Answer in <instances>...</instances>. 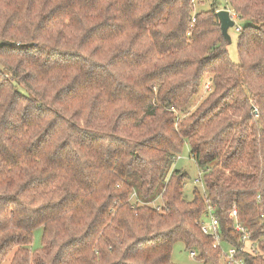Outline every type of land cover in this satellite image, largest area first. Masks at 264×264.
Masks as SVG:
<instances>
[{"label":"trees","instance_id":"obj_1","mask_svg":"<svg viewBox=\"0 0 264 264\" xmlns=\"http://www.w3.org/2000/svg\"><path fill=\"white\" fill-rule=\"evenodd\" d=\"M197 1L0 0V264H219L234 211L264 264V0H226L239 63Z\"/></svg>","mask_w":264,"mask_h":264},{"label":"rangeland","instance_id":"obj_2","mask_svg":"<svg viewBox=\"0 0 264 264\" xmlns=\"http://www.w3.org/2000/svg\"><path fill=\"white\" fill-rule=\"evenodd\" d=\"M198 1L196 2V5L194 7L196 13L199 11H207L209 9L211 0H200L202 2V5L200 6L198 5L200 1L199 2ZM217 3L220 6V11L230 10L229 7L227 6L226 0H217ZM236 26H240L241 28H243L244 24L238 20L236 22ZM239 34L240 33L236 32L235 28L229 29V35L231 37L232 43L228 44V52H229V59L233 63H239V53H238ZM207 86L211 87L208 81L205 83V90L203 89L201 95L198 98H195L196 105L199 102L201 103L202 100L206 97L207 94H205V91H208L206 88ZM196 105L194 108H196ZM190 151H191L190 146L186 144L183 153L179 156L175 164L179 170H182L183 172L188 174L189 180L185 187V195L188 200H191L193 198V191L195 187L198 188V190L203 194L202 184L195 183V180L199 178L200 170L194 159L191 157ZM205 221H207V219ZM42 238H43V232L42 229L39 228L34 232L33 244L31 248L32 251L36 252L42 249ZM190 253L191 251H188L183 243L181 242L176 243L173 249L172 262L174 264H198L196 260L191 258Z\"/></svg>","mask_w":264,"mask_h":264},{"label":"built area","instance_id":"obj_3","mask_svg":"<svg viewBox=\"0 0 264 264\" xmlns=\"http://www.w3.org/2000/svg\"><path fill=\"white\" fill-rule=\"evenodd\" d=\"M230 12L231 19L235 23L236 32L240 33L242 28L240 26H236V22L239 20L238 16L234 14L232 11ZM195 22V19H193ZM208 91H210V87H206ZM198 184H201V179L197 180ZM230 217L235 220L234 231L240 237V246H234L231 244H227L222 239V230L221 225L215 215L213 213H209L206 217L207 221H203L201 223V231L204 235L211 237L214 240V247L221 250V262L219 264H247L245 258L241 256L245 252L253 253L255 252L256 246L255 242L251 239V233L249 229L239 222H237V212L234 211L230 214ZM251 248V249H250ZM190 256L192 259L196 260L197 253L195 251H191ZM198 264H205L203 262H198Z\"/></svg>","mask_w":264,"mask_h":264},{"label":"water","instance_id":"obj_4","mask_svg":"<svg viewBox=\"0 0 264 264\" xmlns=\"http://www.w3.org/2000/svg\"><path fill=\"white\" fill-rule=\"evenodd\" d=\"M219 23L221 25L222 35L225 38L227 44H231L232 40L229 35V29L234 28L235 23L231 19L230 12L228 10H221L217 13Z\"/></svg>","mask_w":264,"mask_h":264}]
</instances>
